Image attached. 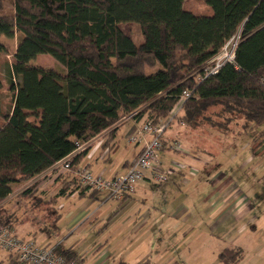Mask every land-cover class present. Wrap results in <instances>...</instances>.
Wrapping results in <instances>:
<instances>
[{"label": "trees", "instance_id": "16d2710c", "mask_svg": "<svg viewBox=\"0 0 264 264\" xmlns=\"http://www.w3.org/2000/svg\"><path fill=\"white\" fill-rule=\"evenodd\" d=\"M13 1L14 14L6 16L0 0V38L20 37L8 65L9 113L0 67V204L13 184L52 170L79 146L112 129L114 139L124 120L158 125L184 92H192L181 118L187 128L264 126V0H200L209 13L190 10L189 0ZM125 24L138 26L139 42ZM240 31L235 63L203 79L208 62ZM7 49L0 40V64ZM46 55L64 72L34 65ZM258 139L264 145V130ZM90 150L72 159L73 170ZM0 226L9 227L1 214ZM243 258L238 249L219 256L222 264Z\"/></svg>", "mask_w": 264, "mask_h": 264}, {"label": "crops", "instance_id": "0c3cea01", "mask_svg": "<svg viewBox=\"0 0 264 264\" xmlns=\"http://www.w3.org/2000/svg\"><path fill=\"white\" fill-rule=\"evenodd\" d=\"M123 122L114 139L109 140L114 129L96 137L73 172L49 170L52 182L60 186L53 207L62 199L90 197L95 208L75 218L76 211L58 205L54 238L41 237V247L75 254L81 264H222L219 256L226 249L241 250L244 258L254 256L255 264H264V145L258 139L264 126L250 125L251 130H242L237 140L232 136L227 147L215 150L195 129L173 124L165 142L178 140L183 149L174 155L168 149L159 153L168 181L156 182L148 172L124 200L109 199L103 192L91 196L95 191L79 188L75 170L83 167L114 178L125 174L144 148V141L130 144L133 154L128 158L120 138L134 135L146 119ZM124 125L128 128L123 131ZM101 193L106 197L97 200ZM64 220L71 223L60 233ZM37 237V232L24 231L20 238Z\"/></svg>", "mask_w": 264, "mask_h": 264}, {"label": "rangeland", "instance_id": "374dc122", "mask_svg": "<svg viewBox=\"0 0 264 264\" xmlns=\"http://www.w3.org/2000/svg\"><path fill=\"white\" fill-rule=\"evenodd\" d=\"M3 11L2 14L6 16H13L14 14V1L13 0H4L3 3ZM190 10L200 12V13H209L207 6L204 2L200 0H189L186 5ZM123 31L132 37L135 41L139 42L141 40V32L138 26L135 24H125L121 26ZM20 37L16 36L14 39H6L0 38V40L6 44L7 46V54L3 56L1 60V77L4 82V91H3V101H4V113H9L11 110V97L8 93V65L12 62V56L16 51L18 42ZM34 65L40 66L45 69H53L58 72L63 73L64 69L50 56H40L34 62ZM220 109H216L215 112H220ZM213 122L222 123L223 120L220 118L213 117ZM4 124V120L0 118V127ZM175 126H180V123H175ZM125 127L122 129L123 131L128 128V125H124ZM242 127V123L236 126V123L229 126V129L221 130L219 128H212L207 126L206 124L203 127L196 128V134L200 136L201 140H206L209 144L214 145V149H223L227 147L230 141V137L234 136L235 140L238 138V134ZM173 129L170 127L168 130ZM191 129V128H190ZM229 133V134H228ZM124 135V132H122ZM134 134H137L134 133ZM122 136V135H121ZM133 136V134L127 136V140H121V148L125 149L126 156L128 158L133 154V147L130 145L129 138ZM229 140V141H228ZM234 140V141H235ZM95 145L94 147H97ZM183 147V146H182ZM239 148V145L235 147ZM240 152V150L238 151ZM174 155L175 152H169ZM177 154V153H175ZM161 155L159 156V160ZM167 165H171L172 162L166 163ZM253 178L251 177L250 180ZM79 184V181L77 179ZM74 188H77L78 184L73 182ZM72 183V184H73ZM59 185H55L52 182L51 173L49 171L37 176L31 180L19 181L12 185V194L11 196L3 203L0 204V214L4 217L6 222H9V227H11L18 236L21 237V234L26 232H37V240L35 241L37 245H40L38 241L42 237H47L50 240H53V232L54 226L56 224V217L58 216V208L61 205H64V211L74 210L77 213L75 214V218L80 215H84L85 210L88 211V214H91V211L95 208V206H90L91 203L94 202L90 197H84L81 199H62L57 206L53 207L54 200L59 197L55 196L59 191ZM81 186H79L80 188ZM30 190L32 193L30 195H26ZM97 192V191H95ZM100 193V192H97ZM106 197L105 194L101 193L97 200L103 197ZM53 202V203H52ZM88 216V215H87ZM66 217V216H65ZM87 218V217H86ZM85 218V219H86ZM63 219V218H62ZM61 219V220H62ZM71 221L64 220L60 224V233H64V229H66L67 224L69 225ZM22 230V231H19ZM91 232L90 234H92ZM92 240V239H91ZM34 241V240H33ZM251 258H244L245 264H255L256 259L254 256H249ZM16 264L15 260L12 256L6 253L0 252V264ZM216 262L219 263L218 258H216ZM244 262H242L244 264ZM221 263V262H220Z\"/></svg>", "mask_w": 264, "mask_h": 264}, {"label": "built area", "instance_id": "2783aa9c", "mask_svg": "<svg viewBox=\"0 0 264 264\" xmlns=\"http://www.w3.org/2000/svg\"><path fill=\"white\" fill-rule=\"evenodd\" d=\"M241 40L240 31L208 62L204 69L203 79L217 75L226 64L235 63L236 51ZM191 97L192 92H184L179 103L166 120L158 125L145 122L137 134L129 138L131 144L144 141L145 145L125 174L108 179L103 176H96L86 168H78L75 170V175L81 187L85 190L106 193L109 199L121 201L135 193L137 186L144 181L148 172H152L156 182L168 181L167 174L160 170L159 153L164 149L175 153L182 152L181 142L174 140L167 143L165 142V135L175 123L179 122L181 126H185L184 122L181 121L183 105ZM146 136H150V139L145 140ZM93 144L94 139L79 146L71 156L57 163L52 170L55 172H73L72 159L86 148L92 147ZM0 252L9 254L21 264H81L78 260L66 259L58 254L55 249L42 248L33 240L20 238L8 226H0Z\"/></svg>", "mask_w": 264, "mask_h": 264}]
</instances>
